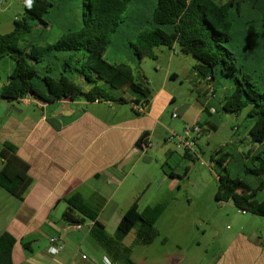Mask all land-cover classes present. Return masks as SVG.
Listing matches in <instances>:
<instances>
[{
    "label": "trees",
    "instance_id": "obj_1",
    "mask_svg": "<svg viewBox=\"0 0 264 264\" xmlns=\"http://www.w3.org/2000/svg\"><path fill=\"white\" fill-rule=\"evenodd\" d=\"M23 3L22 19L15 20L10 33H0V62L10 59L14 64L8 83L0 89L2 99L123 103L112 92H132L141 98L132 105L144 104L147 109L152 97L148 80L138 78L129 64L111 63L105 57L113 35L132 21L137 27L129 47L135 60H156V48L174 50L179 45L181 53L197 59L195 73L200 80L209 85L218 80L231 83L222 103L223 111L239 114L250 108L248 117L254 119V124L249 142L264 147V0H229L224 4L215 0H80L76 6L82 17L79 27L69 28L54 43L38 34L54 25L55 11L71 9L69 2L32 0L31 6L26 0ZM235 35L247 38V52L233 44ZM251 54L252 63L248 62ZM240 58L243 62H239ZM66 70L77 74L81 83L68 77ZM133 111L143 114L134 108ZM198 124L203 134V124ZM251 153L249 150L247 158ZM184 157L191 159L188 152ZM231 157L228 150L220 148L212 158L219 167L216 200L231 202L242 213L264 218V148L251 157L258 164L246 168V173L256 178V184L229 175ZM164 165L171 169L163 167L169 178H180L175 167L167 162ZM29 171L30 166L18 155V148L5 142L0 150V187L23 200L33 184ZM65 202L63 220L69 225L92 222V239L115 264H137L132 247L124 244L125 239L135 231L134 245L153 244L160 235L157 223L167 207L159 203L140 210L138 198L111 235L99 222V212L79 192L68 196ZM15 244L10 233L0 236V264H14ZM22 245L26 251L32 250L31 244Z\"/></svg>",
    "mask_w": 264,
    "mask_h": 264
},
{
    "label": "crops",
    "instance_id": "obj_2",
    "mask_svg": "<svg viewBox=\"0 0 264 264\" xmlns=\"http://www.w3.org/2000/svg\"><path fill=\"white\" fill-rule=\"evenodd\" d=\"M13 67L10 59L0 62V89L8 83ZM168 77L175 80L178 73L170 71ZM126 94L129 99L125 98ZM112 95L124 102L74 101L73 109L82 112V116L69 124L60 119L63 100L44 103L31 97L18 101L0 97V150L5 142L14 144L18 155L30 166L29 174L33 179L23 200L0 187V236L8 232L16 239L14 264H106V259L109 260L103 249L91 243L94 241L90 234L92 222L86 221L79 229H73L63 220L67 209L65 199L79 192L88 205L99 212L98 220L108 233L114 234L123 213L134 203L126 205L125 211L118 214L116 223L108 229L114 212L128 198L121 196V192L130 179H139V175L132 178L131 175L135 171L139 174L140 163L151 165L153 159L146 151L153 148L151 138L158 130L166 132L164 114L176 100L163 86L152 93L145 113L139 115L132 109V113L122 114L119 106L141 98L132 92L125 95L112 92ZM210 97L207 90L203 97L205 103L194 119L189 118V108L184 105L176 107L172 114L178 113V118L186 120V125L201 123L204 127V115L214 114L212 109L215 108L208 101ZM165 138L167 145L157 149V153L162 152L168 159L175 151L168 144L167 135ZM199 142L200 139L198 145ZM176 145L181 149L178 142ZM238 154L244 152L238 151ZM125 168L129 169L128 173ZM175 173L178 175L176 170ZM168 178L163 170L162 182H167ZM241 230L230 238L216 264H264L263 238L254 229L249 234ZM55 237L63 248L59 254L52 255L49 249ZM21 240L31 244L30 252L24 251ZM85 243L92 246L91 253L80 257ZM177 262L174 260L172 264Z\"/></svg>",
    "mask_w": 264,
    "mask_h": 264
},
{
    "label": "rangeland",
    "instance_id": "obj_3",
    "mask_svg": "<svg viewBox=\"0 0 264 264\" xmlns=\"http://www.w3.org/2000/svg\"><path fill=\"white\" fill-rule=\"evenodd\" d=\"M67 1L71 9L63 12L55 11L52 15L54 25L48 29H42L38 34L40 38L54 43L69 28L79 27L82 17L80 9L76 6L80 0ZM215 1L218 4H224L229 0ZM141 6L146 12L149 11L145 4ZM24 12L23 0H0V33H10L14 29L15 20L22 19ZM136 27L135 23L129 21L114 34L105 57L111 63L129 64L138 78L141 79L140 76H142L148 80L153 95L164 86L167 92L176 97V100L169 105L164 114L166 132L160 129L151 138L153 148L146 151V155L153 159L151 165L140 163L139 174L135 171L131 175V178L139 175V179H130L131 181L126 182L121 196L128 198H123L122 205H119L114 212L115 218H112L113 215L107 224L108 229L116 223V217L125 211L126 205H130L138 198L140 210L147 206L165 203L166 210L157 223L160 235L153 244L134 245L135 231H132L125 239V246L132 247L133 260L137 264H172L174 260H178L177 264H216L230 238L242 231L241 229H244L243 232L247 234L254 229L264 240V219L241 213L232 204L216 200L219 167L212 162V158L216 157V152L220 148L228 150L232 155L227 166L229 175L232 178L240 177L256 184V178L247 174L246 168H252L254 164H258V162L253 163L251 157L258 152L259 148L264 147L249 142V131L254 124V119L248 117L250 108H246L239 114L223 111L222 103L224 97L230 92L231 83L218 80L208 86L196 76L197 59L181 53L179 45H176L174 50L167 47L156 48V60L150 58H145L141 62L135 60L129 45L135 40ZM31 39H35V36ZM247 42V38L242 35L234 36L233 44L241 51H246ZM239 62L243 60L240 58ZM248 62L252 63V54ZM170 71H176L178 78L173 80L168 77ZM64 72L71 79L81 83L77 74L67 70ZM207 90L211 95L208 101H211L215 112L212 116L205 114L203 118L205 131L199 145L196 146L201 160L190 161L184 157V150L177 147V140L169 137L171 132L183 135L185 127L188 126L185 124L186 120L182 117L174 118L172 113L176 112L174 110L176 107L184 105L189 108V118L194 119L201 111L202 103H205L203 97H206ZM118 94L125 95L122 92ZM125 98L129 99V95L126 94ZM133 106L125 103L119 106L120 112L132 113ZM166 135L167 140L170 139L168 144L175 151L168 159L162 152L157 153V149L167 145L165 144ZM240 140L244 142L240 143ZM249 150H252V153L247 158ZM238 151L244 154L239 155ZM165 159L170 166L175 167L180 178L175 180L168 178L167 182H162V168L165 167L167 171H171L169 166L164 165ZM128 170L125 168L126 173ZM186 170L187 174H185ZM91 243L95 248L102 250L95 241ZM91 247L89 243H85L82 253H79L80 257L90 254ZM109 260L111 261L110 258Z\"/></svg>",
    "mask_w": 264,
    "mask_h": 264
},
{
    "label": "built area",
    "instance_id": "obj_4",
    "mask_svg": "<svg viewBox=\"0 0 264 264\" xmlns=\"http://www.w3.org/2000/svg\"><path fill=\"white\" fill-rule=\"evenodd\" d=\"M134 109L139 113H144L146 111V105L136 104L134 106ZM212 112H215V109H212ZM173 117L177 118L178 115L173 114ZM201 136H202V129L198 123L186 126L184 129L183 135H178L177 133H172V132L170 134L171 139L177 140L180 147L184 150V152H188L193 160H195V159L201 160L199 152L196 149V146H197L198 141L201 138ZM202 163L206 164L204 162H202ZM69 228L79 229L80 225L79 224L69 225ZM51 243H52V245L49 249V252L52 255L59 254L63 248L59 238L58 237L52 238ZM105 263L106 264H114L113 262H111L108 259H106Z\"/></svg>",
    "mask_w": 264,
    "mask_h": 264
},
{
    "label": "water",
    "instance_id": "obj_5",
    "mask_svg": "<svg viewBox=\"0 0 264 264\" xmlns=\"http://www.w3.org/2000/svg\"><path fill=\"white\" fill-rule=\"evenodd\" d=\"M63 101L65 102L62 106L63 110L60 114V119L64 124L72 123L82 116V112H76V110L73 109L74 101L72 99H63ZM43 102L47 103L46 101Z\"/></svg>",
    "mask_w": 264,
    "mask_h": 264
},
{
    "label": "clouds",
    "instance_id": "obj_6",
    "mask_svg": "<svg viewBox=\"0 0 264 264\" xmlns=\"http://www.w3.org/2000/svg\"><path fill=\"white\" fill-rule=\"evenodd\" d=\"M27 4L31 6L32 0H26Z\"/></svg>",
    "mask_w": 264,
    "mask_h": 264
}]
</instances>
